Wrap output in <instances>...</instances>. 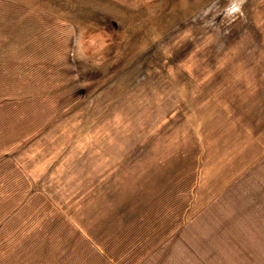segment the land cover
Masks as SVG:
<instances>
[{
    "label": "rangeland",
    "instance_id": "obj_1",
    "mask_svg": "<svg viewBox=\"0 0 264 264\" xmlns=\"http://www.w3.org/2000/svg\"><path fill=\"white\" fill-rule=\"evenodd\" d=\"M0 264H264V0H0Z\"/></svg>",
    "mask_w": 264,
    "mask_h": 264
},
{
    "label": "crops",
    "instance_id": "obj_2",
    "mask_svg": "<svg viewBox=\"0 0 264 264\" xmlns=\"http://www.w3.org/2000/svg\"><path fill=\"white\" fill-rule=\"evenodd\" d=\"M2 30V29H1ZM8 30V29H7ZM9 31V30H8Z\"/></svg>",
    "mask_w": 264,
    "mask_h": 264
}]
</instances>
